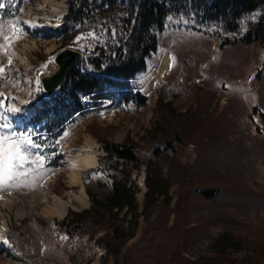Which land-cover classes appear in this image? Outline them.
<instances>
[{
  "label": "rangeland",
  "instance_id": "374dc122",
  "mask_svg": "<svg viewBox=\"0 0 264 264\" xmlns=\"http://www.w3.org/2000/svg\"><path fill=\"white\" fill-rule=\"evenodd\" d=\"M65 4L67 0H21L16 14L0 9L6 34L12 37L7 27L11 23L22 32L6 50L0 48V124L10 125L0 131L15 132L17 137L23 134L37 146L27 152L28 175L13 187L0 189V264H101L104 247L96 239L104 229L68 233L47 216L56 202L69 210L89 208L86 186L97 192V180L110 184L102 165L106 153L89 131L91 123L101 127L109 140L122 142L128 136L136 142L140 165L132 169L131 180L138 210L146 189L151 144L163 145L175 132L179 135L176 155L173 158L166 150L164 158L176 167L166 168L164 174L172 181L177 168L185 171V178L192 170L201 187L216 190L215 196L207 197L192 188L181 193L177 184L169 188L171 199L161 204L160 211L166 234L174 239L175 261L183 256L191 264H264V49L239 40L262 8L248 14L240 33L229 34V39L223 34L168 27L146 69L129 81L133 95L126 104L120 102L118 92L112 93V104L104 103L98 111L79 118L60 146L46 151L34 142L32 133L18 126L30 117L31 109L36 111L45 102L41 80L58 69L57 53L83 48L82 37L77 45L65 44L57 32L64 18L57 10H66ZM171 56L173 67L168 66ZM136 92L147 101H138ZM186 117L185 124L172 130L173 120ZM90 144H94L97 164L81 170ZM76 174L80 185L72 183ZM82 191L88 198L84 207L79 202ZM141 225L139 216L135 235L125 245L138 238ZM177 229L180 239L175 236ZM106 264H112L111 259Z\"/></svg>",
  "mask_w": 264,
  "mask_h": 264
},
{
  "label": "trees",
  "instance_id": "16d2710c",
  "mask_svg": "<svg viewBox=\"0 0 264 264\" xmlns=\"http://www.w3.org/2000/svg\"><path fill=\"white\" fill-rule=\"evenodd\" d=\"M20 3L21 0H0L3 5L0 9L5 14H16ZM67 5L69 11L59 34L65 44L77 45L82 37L87 57L71 66L56 93L44 98L47 104L32 112L23 127L49 151L60 146L63 135L79 118L97 110L106 93L119 90L120 99L128 101L133 95L127 90L129 80L146 69L168 27L214 36L223 34L229 39V34L240 33L242 20L248 14L262 8L256 20L240 33L239 40L244 45L264 49V0H67ZM134 97L140 102L147 101L139 92ZM188 119L173 120L172 130ZM88 128L106 153L102 165L110 184L97 180L100 188L97 192L86 186L90 207L81 211L70 209L65 220L52 222L66 227L68 233L104 229V234L96 239L104 247L101 264H106L108 259L112 264H191L192 260L183 256L175 261L174 239L166 234L167 224L160 206L171 199L169 188L173 184L182 187L181 193L192 188L207 197L215 196L216 190L201 187L192 170L185 178V171L177 168L172 181L164 174L166 168L176 167L164 158V151L175 157L178 133H173L163 145L151 144L145 167L146 189L138 210L137 190L131 180L132 169L140 165L136 142L128 136L122 142L109 140L94 123ZM139 216L141 233L125 245L135 235ZM175 234L176 239L181 238L180 229Z\"/></svg>",
  "mask_w": 264,
  "mask_h": 264
},
{
  "label": "snow or ice",
  "instance_id": "6c2138e0",
  "mask_svg": "<svg viewBox=\"0 0 264 264\" xmlns=\"http://www.w3.org/2000/svg\"><path fill=\"white\" fill-rule=\"evenodd\" d=\"M2 7L3 5L0 4V8ZM7 27L12 31V37L6 34L5 26L0 25V40L4 42L0 43V48L5 50L11 46L10 41L13 38L18 39L22 35L21 29L15 23H11ZM8 63L11 64V60ZM2 71L3 69H0V72ZM0 95L3 94L0 93ZM10 110L12 112L18 111L16 108ZM5 111H9V109H5ZM5 127H10V125L0 124V129ZM32 147L37 146L23 134L17 137L15 132L5 134L0 131V189L13 187L15 181L28 175L24 165L31 162L27 152Z\"/></svg>",
  "mask_w": 264,
  "mask_h": 264
},
{
  "label": "water",
  "instance_id": "95a60500",
  "mask_svg": "<svg viewBox=\"0 0 264 264\" xmlns=\"http://www.w3.org/2000/svg\"><path fill=\"white\" fill-rule=\"evenodd\" d=\"M66 13L64 15H66ZM81 60H83V52L78 49L65 48L57 53L55 62L58 65V69L52 75L42 77L43 88L48 97L52 96L63 83L71 66ZM66 215L67 210L65 216ZM57 219L59 220L58 217Z\"/></svg>",
  "mask_w": 264,
  "mask_h": 264
},
{
  "label": "bare ground",
  "instance_id": "6f19581e",
  "mask_svg": "<svg viewBox=\"0 0 264 264\" xmlns=\"http://www.w3.org/2000/svg\"><path fill=\"white\" fill-rule=\"evenodd\" d=\"M58 9L59 10H57V13L64 14L66 12L65 7H62V8L60 7ZM93 148H94V144H90L89 145L90 152L88 153L87 156L83 158V161L81 163V170L91 169L97 164V158H96V154L94 153ZM72 183L80 185L79 174L72 176ZM79 202L81 203L83 207L88 205V198L83 191L81 192ZM66 210H67L66 205H64L62 202H56L54 206L47 211V216L49 218L58 217L59 219H62L63 217H65ZM16 216H17V213H16Z\"/></svg>",
  "mask_w": 264,
  "mask_h": 264
}]
</instances>
